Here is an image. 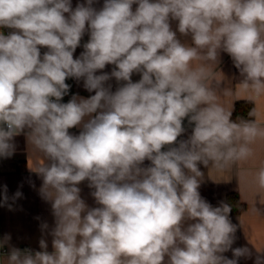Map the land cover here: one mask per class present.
I'll return each instance as SVG.
<instances>
[{
    "label": "clouds",
    "instance_id": "obj_1",
    "mask_svg": "<svg viewBox=\"0 0 264 264\" xmlns=\"http://www.w3.org/2000/svg\"><path fill=\"white\" fill-rule=\"evenodd\" d=\"M97 3L0 0V158L25 136L43 160L34 172L54 216L52 251L43 238L40 250H21L5 235L7 264L253 259L248 247H233L232 206H213L199 189L201 165L224 171L264 137L254 120L233 121L205 83L209 62L226 53L242 86L264 94V0ZM69 79L90 95L71 93ZM85 181L96 207L81 196ZM254 185L264 190V167ZM254 264H264V252Z\"/></svg>",
    "mask_w": 264,
    "mask_h": 264
},
{
    "label": "crops",
    "instance_id": "obj_2",
    "mask_svg": "<svg viewBox=\"0 0 264 264\" xmlns=\"http://www.w3.org/2000/svg\"><path fill=\"white\" fill-rule=\"evenodd\" d=\"M72 3L75 7L77 0H72ZM102 3L103 0H99L96 7L102 6ZM135 7L134 5L133 8ZM176 23L172 22L174 30ZM179 38L181 42L191 45L190 36H179ZM82 50L77 49L75 55L79 56ZM199 63L202 62L194 61L193 67ZM208 66L211 75L205 83L216 93L217 102L231 113L234 112L237 102H251L254 106V121L264 130V94L256 96L251 90L242 86L244 77L233 66L231 58L226 53L221 54L217 63L209 62ZM111 68L112 66L109 65L105 71H111ZM139 78V75L135 74L132 77L133 81ZM66 82L72 85L71 93H79L84 97L90 95L83 89L82 82L77 83L72 79ZM109 83L114 91L117 82L111 80ZM68 99L70 95L64 97V102ZM70 131L78 133L79 129ZM15 144L16 151L12 157L0 158V240L5 235H9L11 246L21 250L29 248L38 251L39 241L43 238L48 243V250L52 251V237L49 232L54 226V216L50 202L40 193L42 179L34 172L43 160L27 143L24 135L17 136ZM249 147L252 149V155L248 159L227 166L224 171L218 170L211 162L207 167L200 166L203 175L200 177L199 191L202 197L213 206H218L221 201L227 203L229 195H238L244 204L245 209L241 212L230 213L232 223L237 226L233 247H248L253 253V259L242 258L239 264H254L257 252H264V204L260 203L261 198H264V190H259L254 185L256 173L264 167V137H258ZM148 163L145 161V164ZM5 186L7 203L3 202ZM79 187L82 189L81 196L86 203L90 207H96L87 181ZM17 191L22 194L20 197H15ZM257 191L261 193L260 196H257ZM44 223H47L48 229H42ZM8 250L7 246L0 247V264H7ZM225 255L232 257L231 251Z\"/></svg>",
    "mask_w": 264,
    "mask_h": 264
},
{
    "label": "trees",
    "instance_id": "obj_3",
    "mask_svg": "<svg viewBox=\"0 0 264 264\" xmlns=\"http://www.w3.org/2000/svg\"><path fill=\"white\" fill-rule=\"evenodd\" d=\"M87 41V35L84 36L83 42ZM82 49V48H77ZM44 51V49H42ZM251 113V115H250ZM232 120L239 122L240 120H254V106L251 102L239 101L235 104V110L232 113ZM227 203L232 206L231 213L237 214L245 209L244 204L240 201L238 195H229Z\"/></svg>",
    "mask_w": 264,
    "mask_h": 264
}]
</instances>
